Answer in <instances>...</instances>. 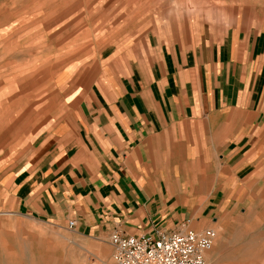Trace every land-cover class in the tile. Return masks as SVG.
<instances>
[{"label": "crops", "instance_id": "1", "mask_svg": "<svg viewBox=\"0 0 264 264\" xmlns=\"http://www.w3.org/2000/svg\"><path fill=\"white\" fill-rule=\"evenodd\" d=\"M108 1L61 0L47 16L15 21L24 26L0 51V69L10 70L0 71V128L12 133L32 114L40 82L53 81L69 111L0 170V210L61 226L74 220L78 234L97 239L197 231L217 191L221 201L243 200L228 188L247 178L259 144L251 139L264 121V25L203 22L184 40L151 30L127 46L130 59L115 61L117 50L82 83L86 67L66 54L76 43L63 41L83 22L76 40L98 35L93 21ZM121 4L115 17L127 26L132 3ZM56 41L57 63L55 50L43 54ZM52 91L39 98L55 99ZM219 177L222 187L208 190Z\"/></svg>", "mask_w": 264, "mask_h": 264}, {"label": "rangeland", "instance_id": "2", "mask_svg": "<svg viewBox=\"0 0 264 264\" xmlns=\"http://www.w3.org/2000/svg\"><path fill=\"white\" fill-rule=\"evenodd\" d=\"M124 1L132 3L133 10L134 20L127 26L121 23L122 19L115 17L122 13L121 3ZM60 4L61 0H0V51L4 46L10 48L8 44L14 41L24 26L19 23L27 22L31 12L38 13L40 18L47 16L44 13L51 12L49 6ZM17 19L20 22L15 23ZM93 22L98 35L94 32L91 38L76 40L74 37L88 28L83 22L63 41L76 43L69 47V51L66 50V54L70 63L80 61L84 70L86 67L82 83L89 80L97 65H106L108 57L117 50L115 61L130 59L133 51L130 48L128 50L127 46L151 30L161 32L164 37L184 40L196 32L203 22L222 27L238 22L264 25V0H111L103 4ZM39 40L37 42L42 41ZM63 42L56 41L43 54L55 50L54 58L58 61L51 60L61 62L59 59L62 54L58 53V49ZM96 47L100 49L99 52ZM92 49L95 52L92 53ZM28 59L25 57L23 61ZM0 71L7 75L10 70L1 68ZM43 73L44 70L39 69L34 79L39 80ZM59 74V71L55 73L54 80ZM52 82L47 89L43 88L47 85L41 82L37 88L41 94L53 92L54 88L57 95L55 99L45 102L39 98L40 94L38 100L33 102L32 114L18 122L14 132L8 133L7 129H3L4 126L0 128V170L13 163L32 133L68 115L69 107L65 111L67 107L62 101V91L59 93ZM251 142L253 145L255 142L259 144L256 153H250L246 158L248 166L243 172L248 176L238 186L231 185L228 188L233 190L237 187L236 197L243 200L221 201L218 198H224L225 193L220 189L217 191L216 206L207 211L203 218L205 221H201L197 228V231L211 228L215 232L205 264H264V121ZM215 181L207 185L208 190L216 192L217 188L222 187V177L217 179L218 184ZM0 264L116 263L107 237L97 239L80 235L75 229H67L66 225L0 210Z\"/></svg>", "mask_w": 264, "mask_h": 264}, {"label": "built area", "instance_id": "3", "mask_svg": "<svg viewBox=\"0 0 264 264\" xmlns=\"http://www.w3.org/2000/svg\"><path fill=\"white\" fill-rule=\"evenodd\" d=\"M74 220L67 222L75 229ZM215 232L211 228L196 231L182 225L173 231L155 230L140 236L110 234L112 258L116 264H205Z\"/></svg>", "mask_w": 264, "mask_h": 264}, {"label": "bare ground", "instance_id": "4", "mask_svg": "<svg viewBox=\"0 0 264 264\" xmlns=\"http://www.w3.org/2000/svg\"><path fill=\"white\" fill-rule=\"evenodd\" d=\"M67 29V28H66ZM61 33V32H60Z\"/></svg>", "mask_w": 264, "mask_h": 264}]
</instances>
